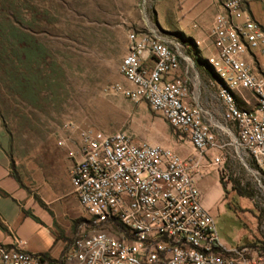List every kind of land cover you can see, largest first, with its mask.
Returning <instances> with one entry per match:
<instances>
[{
  "label": "rangeland",
  "instance_id": "rangeland-1",
  "mask_svg": "<svg viewBox=\"0 0 264 264\" xmlns=\"http://www.w3.org/2000/svg\"><path fill=\"white\" fill-rule=\"evenodd\" d=\"M216 15L213 0H0V116L16 175L34 186L45 170L70 166L80 159L79 134L87 130L125 132L136 144L169 148L182 159L195 154L184 132L117 90L129 85L120 66L132 33L151 27L179 38L195 68L186 71L182 64L175 78L190 100L199 93L223 122L221 81L207 63L216 55L210 35ZM241 94L253 101L249 91ZM219 140L227 142L224 136ZM216 156L220 165L197 182L203 206L227 246L264 252V176L249 156L245 166L230 146L206 153L210 162ZM80 210L83 217L75 222V235L66 238L61 261L83 230L92 231L90 215Z\"/></svg>",
  "mask_w": 264,
  "mask_h": 264
},
{
  "label": "built area",
  "instance_id": "built-area-1",
  "mask_svg": "<svg viewBox=\"0 0 264 264\" xmlns=\"http://www.w3.org/2000/svg\"><path fill=\"white\" fill-rule=\"evenodd\" d=\"M210 35L216 55L207 63L221 81L223 122L199 93L188 101L183 81L174 77L182 64L195 68L179 38L151 27L130 34L120 73L133 88L117 90L184 132L195 154L182 159L169 148L136 144L125 132L83 131L70 176L92 231L83 230L59 264H264L259 248L221 240L197 185L222 162L217 156L210 162L206 153L227 146L245 166L249 156L264 176V20L247 0H221ZM24 246L0 242V264H48Z\"/></svg>",
  "mask_w": 264,
  "mask_h": 264
},
{
  "label": "crops",
  "instance_id": "crops-1",
  "mask_svg": "<svg viewBox=\"0 0 264 264\" xmlns=\"http://www.w3.org/2000/svg\"><path fill=\"white\" fill-rule=\"evenodd\" d=\"M213 2L218 13L221 0ZM247 6L257 19L264 20V0H247ZM128 84L124 86L133 88ZM188 101L191 100L188 98ZM186 141L192 146L189 139ZM8 144L0 116V242L12 244L20 240L25 242L28 252L48 254L59 260L66 250V238L75 235V222L83 217L71 183L70 171L75 162L64 168L45 170L40 174L41 180L29 186L14 172ZM61 233L65 238L59 237Z\"/></svg>",
  "mask_w": 264,
  "mask_h": 264
},
{
  "label": "trees",
  "instance_id": "trees-1",
  "mask_svg": "<svg viewBox=\"0 0 264 264\" xmlns=\"http://www.w3.org/2000/svg\"><path fill=\"white\" fill-rule=\"evenodd\" d=\"M221 185L223 187L224 190H226V186L224 185L223 182H221ZM234 190L238 192V194L242 197H248V198H252V195L249 194L248 192H246L245 190H243L242 188L238 187V186H234ZM44 260L48 261V264H59L60 260H55L52 259L48 254H42Z\"/></svg>",
  "mask_w": 264,
  "mask_h": 264
}]
</instances>
